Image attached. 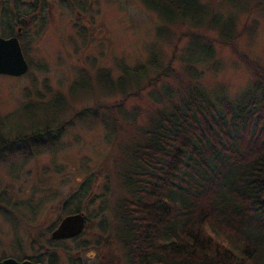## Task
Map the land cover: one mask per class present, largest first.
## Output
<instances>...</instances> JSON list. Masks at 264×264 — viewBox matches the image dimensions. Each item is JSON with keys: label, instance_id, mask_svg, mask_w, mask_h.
<instances>
[{"label": "rangeland", "instance_id": "1", "mask_svg": "<svg viewBox=\"0 0 264 264\" xmlns=\"http://www.w3.org/2000/svg\"><path fill=\"white\" fill-rule=\"evenodd\" d=\"M239 1L234 44H216L214 61L206 63L186 50L185 37L175 47L176 38L186 31L198 32L196 27L175 22L170 26L174 37L160 39L155 12L140 0L54 1L52 16L34 36L27 55L28 63L42 69L29 67L18 77L0 75V137L5 150L11 148L12 138L29 137L45 127L61 128L53 155L47 150L24 161L0 162V261L30 255L32 241L39 239L43 264H127L114 230L113 207L119 197H127L116 176L118 167L128 163L120 153L132 127L142 126L150 109L164 107L165 96L174 95L177 88L173 79H157V65L151 68L146 62L156 57L155 62L165 67L170 60L179 76H187L183 69L190 66L198 75L196 81L212 96L221 93L235 101L248 94L254 78L245 59L264 67V0ZM102 69L108 70L112 84L123 76L127 86L146 81L150 86L139 91V100L127 98L121 110L114 106L110 114L104 104L115 105L123 96L117 88L100 90L97 73ZM82 70L90 79L91 93L72 85ZM58 102L67 110L56 115L52 104ZM95 104L103 105L100 114L115 119V136L106 134L97 117L84 115L93 114ZM73 112L81 113L67 122ZM82 184H87L90 195L77 200ZM76 211L86 216L83 233L51 241L48 230Z\"/></svg>", "mask_w": 264, "mask_h": 264}, {"label": "trees", "instance_id": "2", "mask_svg": "<svg viewBox=\"0 0 264 264\" xmlns=\"http://www.w3.org/2000/svg\"><path fill=\"white\" fill-rule=\"evenodd\" d=\"M140 1L155 12L159 21L155 31L160 39L174 37L170 26L175 22H186L199 30L186 31L175 41L177 47L185 37L186 50L196 55L199 63L214 61L215 45H232L238 35L234 11L241 8L239 0ZM209 33L215 36L208 37ZM155 58L148 59L147 66L157 65V79H173L177 88L174 95L165 96L164 107L150 109L146 122L132 127L129 143L120 153L128 163L118 167L116 176L127 197H119L113 209L124 261L264 264V67L245 59L247 68L253 70L254 82L248 94L234 101L205 91L190 66L183 69L187 76H179L172 61L162 67ZM29 67L42 69L31 61ZM134 70L137 73L138 69ZM97 75L100 90L117 88L123 96L115 105L104 104L110 114L114 106L121 110L127 98L139 100V91L150 86L147 81L127 86L123 76L112 84L105 69ZM79 76L72 85L91 93L85 71ZM61 105L52 104L53 113L66 112V106L60 109ZM102 106L95 104L90 111L93 114L84 115L97 117L107 128L106 134L115 136L116 121L100 114ZM76 113L81 112L70 114L67 122H73ZM60 129L45 127L29 137L12 138L11 148L0 150V162L6 158L24 161L47 150L53 155L60 144ZM1 139L0 149L5 147ZM87 184L78 187L77 200L90 195Z\"/></svg>", "mask_w": 264, "mask_h": 264}, {"label": "flooded vegetation", "instance_id": "3", "mask_svg": "<svg viewBox=\"0 0 264 264\" xmlns=\"http://www.w3.org/2000/svg\"><path fill=\"white\" fill-rule=\"evenodd\" d=\"M54 1L55 0H0V38L3 39H8V37L16 38L19 41V47L22 50V56L27 62V64L29 59L27 55H29V48H31L30 45L33 43V40L35 38L34 36L36 35V33H38V31L41 28L45 27L44 26L45 23H47L49 21L48 20L49 17L52 16L51 14L54 11V7H55ZM3 149L4 147L0 150ZM84 217H85L84 221L86 227L87 226L86 216L84 215ZM60 220L61 218L58 220V224ZM58 224L53 229L48 230L51 241H59V240L65 241L69 239H75L78 237V236L74 238L69 237V239L59 238L58 240L52 239L51 232L58 227ZM82 231L81 233H83ZM38 240L39 239L36 240L34 239V241H32L33 251H31L30 255H24L22 256V258L21 257L17 258L15 256H8V257H11L17 262L27 261L30 262L31 264H43L41 255H39V250L41 245L38 244ZM34 247L36 248V252L33 249ZM48 251L49 248H46L45 253H47Z\"/></svg>", "mask_w": 264, "mask_h": 264}, {"label": "water", "instance_id": "4", "mask_svg": "<svg viewBox=\"0 0 264 264\" xmlns=\"http://www.w3.org/2000/svg\"><path fill=\"white\" fill-rule=\"evenodd\" d=\"M27 62L22 56V50L19 47V41L16 38H0V74L12 77H18L27 71ZM84 215L68 214L59 221L58 227L51 233L52 239H69V237L79 236L85 228ZM0 264H31L30 262H17L11 257L2 260Z\"/></svg>", "mask_w": 264, "mask_h": 264}]
</instances>
